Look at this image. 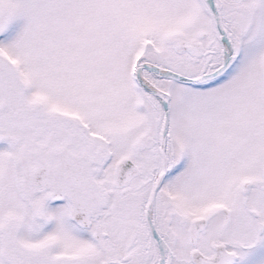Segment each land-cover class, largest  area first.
<instances>
[{
	"label": "snow or ice",
	"instance_id": "1",
	"mask_svg": "<svg viewBox=\"0 0 264 264\" xmlns=\"http://www.w3.org/2000/svg\"><path fill=\"white\" fill-rule=\"evenodd\" d=\"M0 264H264V0H0Z\"/></svg>",
	"mask_w": 264,
	"mask_h": 264
}]
</instances>
